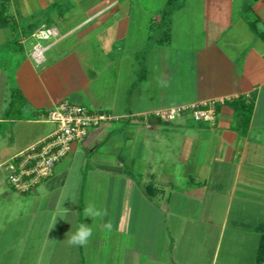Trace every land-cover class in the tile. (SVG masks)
<instances>
[{
	"label": "crops",
	"instance_id": "1",
	"mask_svg": "<svg viewBox=\"0 0 264 264\" xmlns=\"http://www.w3.org/2000/svg\"><path fill=\"white\" fill-rule=\"evenodd\" d=\"M0 3V264H264V0ZM43 26L58 36L39 63ZM220 98L213 123H104L32 192L7 181L62 100L131 116ZM88 203L108 215L84 217ZM81 222L92 236L69 246Z\"/></svg>",
	"mask_w": 264,
	"mask_h": 264
},
{
	"label": "built area",
	"instance_id": "2",
	"mask_svg": "<svg viewBox=\"0 0 264 264\" xmlns=\"http://www.w3.org/2000/svg\"><path fill=\"white\" fill-rule=\"evenodd\" d=\"M58 36L55 27L43 26L33 33L36 40L32 57L41 62L44 56L43 41H50ZM225 102L220 98L191 104H181L159 108L149 113L131 116H117L107 111L92 110L85 105L70 100L58 102L45 113L43 119L52 122L55 130L46 138L32 144L26 150L7 160L3 167L8 183L15 191L29 193L55 173L57 164L73 149V145L83 142L93 127L128 119L134 123H144L151 127L150 118L162 122H173L185 114L191 115L196 122H215L218 116V104Z\"/></svg>",
	"mask_w": 264,
	"mask_h": 264
},
{
	"label": "clouds",
	"instance_id": "3",
	"mask_svg": "<svg viewBox=\"0 0 264 264\" xmlns=\"http://www.w3.org/2000/svg\"><path fill=\"white\" fill-rule=\"evenodd\" d=\"M71 200L75 202L74 198ZM61 205L62 203L59 205L61 211L54 217L53 223L50 226L49 230H51L52 227L55 225L57 217L65 219L67 213L69 212V209L62 207ZM83 211H84V217H91L93 221L96 218L102 219L103 217L108 215L107 209H97L91 203L86 204ZM104 227L110 230L112 225L110 222H108L104 225ZM66 236L67 238L65 239V241L69 246H75V247L86 246L89 242V239L92 236V227L81 222L76 226L75 231H70L66 233Z\"/></svg>",
	"mask_w": 264,
	"mask_h": 264
},
{
	"label": "trees",
	"instance_id": "4",
	"mask_svg": "<svg viewBox=\"0 0 264 264\" xmlns=\"http://www.w3.org/2000/svg\"><path fill=\"white\" fill-rule=\"evenodd\" d=\"M8 20L9 18L6 16V7L4 6L3 3H0V21L2 24H5L8 22ZM252 108L253 107L250 105L247 104L243 105L241 118L244 119L245 122H248L250 120ZM263 255H264V239L261 242V256Z\"/></svg>",
	"mask_w": 264,
	"mask_h": 264
},
{
	"label": "rangeland",
	"instance_id": "5",
	"mask_svg": "<svg viewBox=\"0 0 264 264\" xmlns=\"http://www.w3.org/2000/svg\"><path fill=\"white\" fill-rule=\"evenodd\" d=\"M138 43H140V42H138V40H132L131 41V44H133V45H136V44H138ZM133 45H132V47H133ZM15 105H17V104H15ZM3 172L0 170V176H2L3 177ZM10 185V184H9ZM11 186V185H10ZM11 188H12V186H11Z\"/></svg>",
	"mask_w": 264,
	"mask_h": 264
}]
</instances>
